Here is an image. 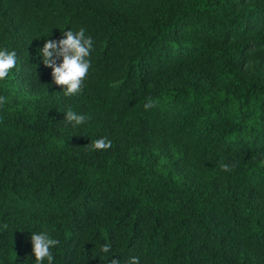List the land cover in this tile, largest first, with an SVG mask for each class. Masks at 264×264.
<instances>
[{
	"label": "trees",
	"instance_id": "obj_1",
	"mask_svg": "<svg viewBox=\"0 0 264 264\" xmlns=\"http://www.w3.org/2000/svg\"><path fill=\"white\" fill-rule=\"evenodd\" d=\"M80 28L69 97L40 49ZM3 49L0 264H264V0H0Z\"/></svg>",
	"mask_w": 264,
	"mask_h": 264
},
{
	"label": "clouds",
	"instance_id": "obj_2",
	"mask_svg": "<svg viewBox=\"0 0 264 264\" xmlns=\"http://www.w3.org/2000/svg\"><path fill=\"white\" fill-rule=\"evenodd\" d=\"M94 46L93 38L87 36L84 28L78 31L68 29L62 33L60 39H47L40 49L42 62L46 67L51 68V76L54 83L64 89L65 96L79 94L85 78L91 67V52ZM17 63L15 51L7 49L0 50V81L5 80L10 71L15 68ZM6 102V97L0 96V104ZM154 102L149 99L145 104V110L154 107ZM65 119L74 125H80L90 119L83 114L74 112L71 108L65 113ZM112 142L107 138L101 137L95 139L88 150H106L111 147ZM224 171H231L227 163L220 165ZM7 228V225H4ZM59 244L57 239L51 238L47 231L33 233L31 235L32 253L37 264H53L54 255L51 251L53 247ZM100 251L105 254L106 264H121L119 259H109L108 253L111 252L110 243H104L100 246ZM126 264H139L138 257H130Z\"/></svg>",
	"mask_w": 264,
	"mask_h": 264
}]
</instances>
